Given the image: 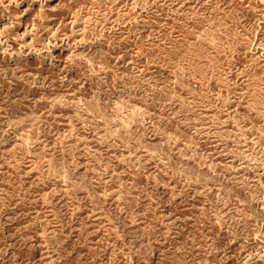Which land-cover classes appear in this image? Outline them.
I'll list each match as a JSON object with an SVG mask.
<instances>
[{"label": "rangeland", "instance_id": "1", "mask_svg": "<svg viewBox=\"0 0 264 264\" xmlns=\"http://www.w3.org/2000/svg\"><path fill=\"white\" fill-rule=\"evenodd\" d=\"M0 264H264V0H0Z\"/></svg>", "mask_w": 264, "mask_h": 264}]
</instances>
